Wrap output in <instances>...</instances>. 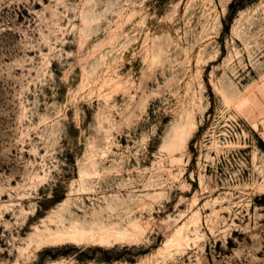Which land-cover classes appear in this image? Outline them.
I'll return each mask as SVG.
<instances>
[{
	"label": "rangeland",
	"instance_id": "374dc122",
	"mask_svg": "<svg viewBox=\"0 0 264 264\" xmlns=\"http://www.w3.org/2000/svg\"><path fill=\"white\" fill-rule=\"evenodd\" d=\"M0 264H264V0H0Z\"/></svg>",
	"mask_w": 264,
	"mask_h": 264
},
{
	"label": "bare ground",
	"instance_id": "6f19581e",
	"mask_svg": "<svg viewBox=\"0 0 264 264\" xmlns=\"http://www.w3.org/2000/svg\"><path fill=\"white\" fill-rule=\"evenodd\" d=\"M182 127L183 126L179 127L178 131L183 130ZM182 230H183V228L178 229L176 231V233H174L167 240L164 248L171 247V246H173V244L174 245H184L185 242L182 238ZM67 235L72 239H82L85 237L86 233H85V229H77V230H73L71 232H67ZM91 237H94V235H92ZM112 237H115V238L121 237L122 238V236H120V234H118V233L111 234L109 232L101 233L99 236L100 240L103 242H109L112 239ZM162 251L164 252V250H162Z\"/></svg>",
	"mask_w": 264,
	"mask_h": 264
}]
</instances>
